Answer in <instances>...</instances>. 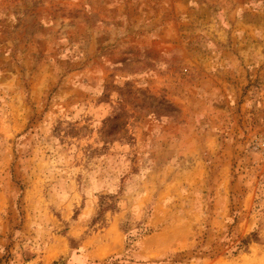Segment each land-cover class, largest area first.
<instances>
[{
    "label": "rangeland",
    "instance_id": "374dc122",
    "mask_svg": "<svg viewBox=\"0 0 264 264\" xmlns=\"http://www.w3.org/2000/svg\"><path fill=\"white\" fill-rule=\"evenodd\" d=\"M0 264H264V0H0Z\"/></svg>",
    "mask_w": 264,
    "mask_h": 264
}]
</instances>
